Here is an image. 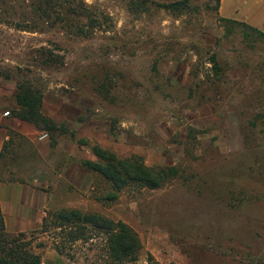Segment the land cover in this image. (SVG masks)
<instances>
[{
  "label": "rangeland",
  "instance_id": "1",
  "mask_svg": "<svg viewBox=\"0 0 264 264\" xmlns=\"http://www.w3.org/2000/svg\"><path fill=\"white\" fill-rule=\"evenodd\" d=\"M83 1L101 25L82 17V36L43 24L22 0L0 6V67L13 72L0 77V114L17 108V67H30L45 90L44 112L60 127L35 143L13 131L1 150L0 183L39 206L8 230L36 233L43 264H110L105 237L61 255L53 234L40 233L50 210L80 209L138 232L143 252L125 264H150V255L159 264H264V38L250 42L248 30L223 22L214 0L173 11L154 3L179 0H148L146 11L131 0ZM228 2L264 20V0ZM34 57L49 66L28 64ZM81 140L178 175L101 201L82 165L98 158Z\"/></svg>",
  "mask_w": 264,
  "mask_h": 264
},
{
  "label": "trees",
  "instance_id": "2",
  "mask_svg": "<svg viewBox=\"0 0 264 264\" xmlns=\"http://www.w3.org/2000/svg\"><path fill=\"white\" fill-rule=\"evenodd\" d=\"M30 8L37 19L43 24H61L64 31L72 35L82 36L89 31L81 18H87L94 23H101L91 15V7L85 1L77 0H22ZM216 9L219 10L221 0H214ZM131 7L141 11L149 9L148 0H131ZM190 0H179L171 3H154L161 9L173 11L175 8H187ZM9 0H1L0 6L6 8ZM63 13L65 15H63ZM223 22L240 26L248 30L250 42L264 38V32L246 22L220 17ZM24 27L29 21L23 20ZM26 22V23H25ZM16 26H22L15 23ZM23 27V26H22ZM45 56V54H43ZM34 57L33 66L43 69L49 66L48 59ZM30 62V61H29ZM214 68L221 73L223 67L216 58L212 57ZM219 70V71H218ZM32 69L17 67V108L9 111L10 114L21 121L33 124L42 131H57L60 127L44 112V88L30 78ZM12 70L3 71L0 67V77L11 79ZM73 84V83H72ZM114 125V124H113ZM62 128V127H61ZM38 134V130H35ZM65 132V130H63ZM83 145L91 148L98 161L84 160L82 165L95 175V189L100 192L96 197L101 201L116 202L120 192L127 188L159 189L164 187L171 179L178 175L175 167L149 166L143 156H119L115 152L99 144L91 145L89 141L81 140ZM108 189L107 193H104ZM40 233L53 234V246L61 255L65 254L68 246L80 241H90L94 238L105 237L107 241L108 257L110 264H125L139 260L143 252V243L138 232L123 221H115L101 213L85 212L80 209L60 208L50 210L44 217ZM36 233L8 231L4 214L0 205V264H43L42 256L38 249L44 244H36ZM150 264H159L152 255L149 256Z\"/></svg>",
  "mask_w": 264,
  "mask_h": 264
},
{
  "label": "crops",
  "instance_id": "3",
  "mask_svg": "<svg viewBox=\"0 0 264 264\" xmlns=\"http://www.w3.org/2000/svg\"><path fill=\"white\" fill-rule=\"evenodd\" d=\"M219 14L222 18L246 22L247 24L256 27L264 32V20L262 22H258L253 20L249 16H243V13L241 12V4H239L238 6H232L228 2V0H221ZM4 115L5 114H0V152L3 149L5 143L11 140L13 131L29 136V142L31 143L36 142V129L32 130V126L30 123L16 119L13 122L10 121V123L6 125L2 122V120L4 119ZM13 185V183H0V205L5 217L7 227L9 226V222L11 223V221L13 220L12 218H16L18 220L16 222L17 224L23 225L25 223L24 219L26 217L28 218L29 215L24 212V209H29V211H31L39 208L35 198L34 200L27 198L26 201H24L22 197H18L16 191L17 189L12 187ZM42 201L46 204L47 197H44Z\"/></svg>",
  "mask_w": 264,
  "mask_h": 264
},
{
  "label": "built area",
  "instance_id": "4",
  "mask_svg": "<svg viewBox=\"0 0 264 264\" xmlns=\"http://www.w3.org/2000/svg\"><path fill=\"white\" fill-rule=\"evenodd\" d=\"M5 115L6 116H9L10 115V112L9 111H7L6 113H5ZM45 135V132L44 131H40V132H38V134H36V136H44Z\"/></svg>",
  "mask_w": 264,
  "mask_h": 264
}]
</instances>
